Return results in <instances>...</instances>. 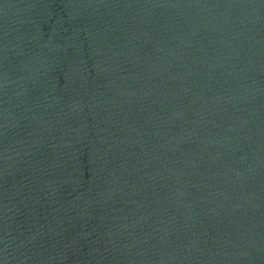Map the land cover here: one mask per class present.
Here are the masks:
<instances>
[{
  "label": "water",
  "instance_id": "obj_1",
  "mask_svg": "<svg viewBox=\"0 0 264 264\" xmlns=\"http://www.w3.org/2000/svg\"><path fill=\"white\" fill-rule=\"evenodd\" d=\"M0 264H264V0H0Z\"/></svg>",
  "mask_w": 264,
  "mask_h": 264
}]
</instances>
